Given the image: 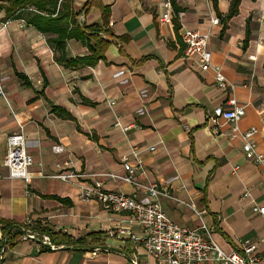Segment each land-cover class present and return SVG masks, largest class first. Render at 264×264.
Listing matches in <instances>:
<instances>
[{
	"label": "crops",
	"instance_id": "obj_1",
	"mask_svg": "<svg viewBox=\"0 0 264 264\" xmlns=\"http://www.w3.org/2000/svg\"><path fill=\"white\" fill-rule=\"evenodd\" d=\"M162 2L72 0L71 19L78 27L98 25L110 36L104 59L76 70L55 61L47 42L54 35L40 33L22 18L3 21L0 10L5 95L0 98V220L23 226L29 219L30 228L41 234L61 232L83 241H51L52 250L20 238L12 242L0 228V264H157L127 234L107 235L119 228L139 232L127 213L79 198L83 183L101 181L105 190L153 201L142 189L101 176L125 174L120 159L133 150L145 169L136 180L166 184L180 200H159L171 221L198 228L200 220L187 206L193 204L206 211L202 222L225 253L236 250L238 242L264 240V216L251 210L254 203L264 204V172L246 160L239 139H229L230 122L221 120L217 135L206 122L215 107H226L233 97L245 109L240 129L260 130L264 124V0H240L229 18L231 0H217L215 9L209 0H175L176 17L171 1L170 8ZM210 17L219 23L211 25ZM185 30L210 32L207 49L229 87L220 90L212 70L202 71L196 56L185 57ZM65 55L84 57L89 51L71 39ZM14 71L25 75L31 88L21 85ZM43 84L45 98L74 121L51 113L39 95ZM117 123L131 127L123 131ZM18 131L33 158L29 182L8 178L1 165L6 137ZM252 140L264 155L260 134ZM59 172L81 177L63 182L53 178ZM259 256L264 260V250Z\"/></svg>",
	"mask_w": 264,
	"mask_h": 264
},
{
	"label": "built area",
	"instance_id": "obj_2",
	"mask_svg": "<svg viewBox=\"0 0 264 264\" xmlns=\"http://www.w3.org/2000/svg\"><path fill=\"white\" fill-rule=\"evenodd\" d=\"M162 6L170 8V0H163ZM210 24L216 25L219 20L210 17ZM185 45L184 55L186 58L196 56L202 71L212 70L215 74L216 85L220 90L229 87L227 81L220 71V67L212 63L211 53L207 49L210 32L197 30H185L182 35ZM4 90L0 84V98H4ZM226 107L217 106L206 119L207 125L214 135L218 134V125L221 120L230 122L232 128L229 134L230 140L239 139L242 144V152L249 162L259 166L264 172V155L257 151L256 144L252 138L260 134L264 142V124L259 130L251 127L242 130L239 122L245 115L243 106L237 104L231 97L226 101ZM264 114V109L262 111ZM123 131L131 126L122 127ZM154 148H149L153 151ZM121 164L125 168V174L118 176L114 174H103L101 176L112 180H119L142 189L151 202L137 200L135 195H127L121 192L105 190L101 181L91 184L83 183L80 186L79 198L84 202L96 201L105 210L116 213H127L129 221L139 229L138 233H132L124 229H116L107 232L111 238H120L127 234L129 239L138 243L145 253L156 259L157 264H204L212 261L215 264H264L259 256V249L264 250V240L260 245L250 241L238 242L237 249L225 253L211 238L212 229L202 222V216L206 213L204 209H198L193 204H188L189 209L200 220L198 228H190L178 225L171 221L159 204L160 199L180 202L172 195L166 184L149 183L143 185L136 180V174H145L143 161L138 157L137 150L121 156ZM1 165L7 169L8 178L19 179L29 182V169L33 165V158L27 152L26 141L21 131L12 133L6 137V150L1 160ZM81 177L73 172H59L53 176L63 182H70ZM261 188L264 190V177L261 180ZM252 213L264 216V204L254 203ZM31 221L26 219L24 225L19 229L22 233L21 241H33L49 249H55L50 237L30 228ZM133 264H137L132 260Z\"/></svg>",
	"mask_w": 264,
	"mask_h": 264
},
{
	"label": "trees",
	"instance_id": "obj_3",
	"mask_svg": "<svg viewBox=\"0 0 264 264\" xmlns=\"http://www.w3.org/2000/svg\"><path fill=\"white\" fill-rule=\"evenodd\" d=\"M174 7V1L170 0ZM211 1L213 8H216L217 0ZM71 2L72 0H6L0 5V10L5 14L3 21L9 19L22 18L26 25L34 27L40 33L52 34L53 38L47 40L52 46L55 53V61L61 64L65 69L76 70L79 67H93L99 60L104 59V53L110 44V36L105 34L101 26L93 25L88 27H78L71 19ZM240 0H231L228 18L232 17L236 11ZM87 6V5H85ZM29 9H32L29 10ZM176 17L180 10L173 8ZM70 19V23L67 20ZM69 24H73L69 28ZM175 26H177L175 22ZM102 33L105 35L103 38ZM74 39L85 45L89 51L88 56L69 58L65 55V47L68 40ZM245 39L243 44H246ZM15 76L20 80L21 85L31 88L28 78L16 71ZM44 86L39 95L44 97L51 108V113L62 115L64 119L74 121L73 117L63 108L53 105L44 96ZM83 103H88L82 98ZM20 225L14 224L6 220H0V228L3 236L7 235L10 241L15 242L22 235ZM50 237L51 241L56 245H73L81 244L82 240H72L69 236L61 232H51L43 230Z\"/></svg>",
	"mask_w": 264,
	"mask_h": 264
},
{
	"label": "rangeland",
	"instance_id": "obj_4",
	"mask_svg": "<svg viewBox=\"0 0 264 264\" xmlns=\"http://www.w3.org/2000/svg\"><path fill=\"white\" fill-rule=\"evenodd\" d=\"M1 100H3V98H1ZM4 102V101H3ZM6 104V102H4Z\"/></svg>",
	"mask_w": 264,
	"mask_h": 264
}]
</instances>
